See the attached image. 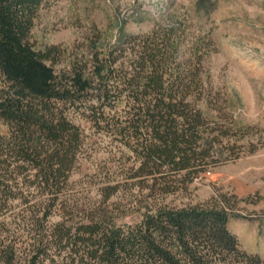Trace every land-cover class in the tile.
<instances>
[{
	"label": "trees",
	"instance_id": "obj_1",
	"mask_svg": "<svg viewBox=\"0 0 264 264\" xmlns=\"http://www.w3.org/2000/svg\"><path fill=\"white\" fill-rule=\"evenodd\" d=\"M42 1L0 0V264H264L230 228L237 195L168 199L230 158L225 151L238 154L231 128L188 100L195 67L172 69L167 44L136 34L134 47L142 41L145 50L132 72L112 67L120 46L94 52L98 82L87 65L57 72L61 49L30 42ZM93 90L98 104L87 98ZM70 110L90 116L132 159L91 174L97 196L87 200L71 180L84 132ZM118 195L128 211L111 201Z\"/></svg>",
	"mask_w": 264,
	"mask_h": 264
},
{
	"label": "rangeland",
	"instance_id": "obj_2",
	"mask_svg": "<svg viewBox=\"0 0 264 264\" xmlns=\"http://www.w3.org/2000/svg\"><path fill=\"white\" fill-rule=\"evenodd\" d=\"M136 34L149 38L148 45L167 44L172 69L184 71L189 63L195 67L198 76L188 100L209 119L231 128L238 153L234 157L225 151L230 158L201 173L185 194L168 199L181 204L237 195L230 228L243 248L264 257V0H43L30 42L36 49H61L53 64L57 72L87 65L86 73L98 82L92 71L94 52L125 47L112 67L132 72L136 56L145 50L142 41L134 47L130 36ZM87 98L98 104L95 90ZM70 115L84 132L71 180L77 183L74 191L87 200L97 196V185L87 181L91 174L132 159L123 147L125 155H120L119 141L97 130L90 116L72 110ZM1 130L7 125L1 123ZM120 195L111 201H121L120 210L128 211Z\"/></svg>",
	"mask_w": 264,
	"mask_h": 264
}]
</instances>
